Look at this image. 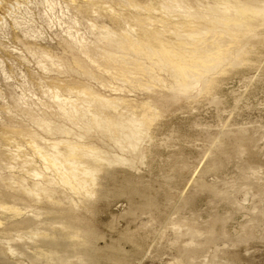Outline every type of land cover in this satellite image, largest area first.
Returning a JSON list of instances; mask_svg holds the SVG:
<instances>
[{
	"label": "rangeland",
	"instance_id": "374dc122",
	"mask_svg": "<svg viewBox=\"0 0 264 264\" xmlns=\"http://www.w3.org/2000/svg\"><path fill=\"white\" fill-rule=\"evenodd\" d=\"M232 4L264 0H0V264H264V19L201 81L174 76ZM130 115L150 126L124 154ZM55 145L94 179L65 184Z\"/></svg>",
	"mask_w": 264,
	"mask_h": 264
},
{
	"label": "bare ground",
	"instance_id": "6f19581e",
	"mask_svg": "<svg viewBox=\"0 0 264 264\" xmlns=\"http://www.w3.org/2000/svg\"><path fill=\"white\" fill-rule=\"evenodd\" d=\"M177 2L178 3H176L174 6L172 5L168 7V9L172 11H185L184 6H182V4L179 3V1ZM214 11H216V9H214ZM218 11L219 12L217 14L210 11L209 13L207 12L205 16L203 15L204 17H206V15L207 16L209 15L210 17L214 16L215 17L214 19L216 22L222 23L224 25L227 24V28L225 30L224 29L223 30L209 29L206 27L200 30L199 35L201 36V38L199 39L201 40L198 42L200 44L199 45L200 48L204 51V56L201 55L204 64L202 63L203 65L197 68L176 69V74L174 76L176 78L181 77L183 79V82L187 86L193 85L199 80L201 81L206 76V74H208L212 70L214 71L216 67H218L220 62L227 58L228 56L227 49L230 48V46L235 45L236 38L234 35L236 33L251 32L253 29L257 28L259 26L260 21L264 19V7L251 9L244 5L232 4ZM185 12H188V11H185ZM191 37L193 36H190V38ZM207 39L212 40L213 44H210L209 42H207L206 41ZM252 42H254V39L252 38L247 40L248 44ZM102 102L104 106L111 105V102L107 101V99L103 100ZM102 124H103L104 130L107 131V133L112 132L111 128L109 127V122L106 119H103ZM115 126L117 127V130H119L120 134H119V137L118 136L116 137L115 134L114 135L111 134L113 135L112 140L114 144L120 150H122L125 154V152L134 153V152L139 151L141 140L145 137H148V130H149L150 123L144 117H137V115L136 116L130 115L129 117H127L126 120H118L115 123ZM46 128L47 130H49L48 127ZM53 147H54L53 149L54 152H52V154L49 156V161L53 167L63 168L61 170H63V172H65L67 175L66 178L63 180L65 184L71 185L75 181L76 186L84 187V185L86 184V180L80 177L81 176V174H79L80 170H82L83 176H87V177L94 179L95 175L97 174L99 170V167L87 166V165L86 166L82 165L81 167L80 166L81 162L79 163L75 159L69 158L71 155L76 154L75 145L74 146L70 145L69 150L67 151L68 153L61 152L58 146L56 145ZM98 152L87 149L83 152V155H85L86 158L92 161L100 162L102 160H105L107 164L108 163H118V164L125 163L127 165H133V160L126 157L125 155H111V156L107 155V156L102 157L100 155L101 154L103 155V153L100 152L101 154L99 155ZM67 155H70V156L68 157Z\"/></svg>",
	"mask_w": 264,
	"mask_h": 264
}]
</instances>
